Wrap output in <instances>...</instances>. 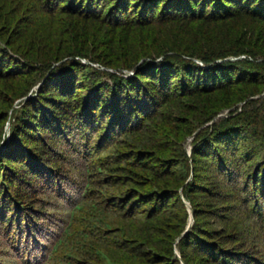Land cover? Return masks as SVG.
Wrapping results in <instances>:
<instances>
[{"label":"trees","instance_id":"16d2710c","mask_svg":"<svg viewBox=\"0 0 264 264\" xmlns=\"http://www.w3.org/2000/svg\"><path fill=\"white\" fill-rule=\"evenodd\" d=\"M263 94L264 0H0V264H264Z\"/></svg>","mask_w":264,"mask_h":264},{"label":"rangeland","instance_id":"374dc122","mask_svg":"<svg viewBox=\"0 0 264 264\" xmlns=\"http://www.w3.org/2000/svg\"><path fill=\"white\" fill-rule=\"evenodd\" d=\"M173 30H175V32L174 33H172L173 32ZM176 30H177V28L175 27L174 29L173 28H171V29H168V28H165V27H161V28H158V31H162V35L163 36H165L166 37V39L167 38H173L174 36L176 37V38H178V33H176ZM179 31H181V30H179ZM184 32V34L183 35H186V32L185 31H183ZM175 38V39H176ZM240 57H245V55H241ZM229 59H234L233 57H230ZM82 61H84L85 63H89L86 59H81ZM93 65V64H92ZM93 66H95V65H93ZM131 73L130 72H127V75H130ZM40 86L38 85L37 86V88H39ZM35 88V89H34ZM36 87H33V89L34 90H36L37 89ZM32 89V88H31ZM33 93L32 92H29L25 97L26 98H28V97H30V95H32ZM263 96H264V94H263ZM25 97H23V99L25 98ZM25 98V99H26ZM232 109H226L225 111H223L222 113L223 114H219L218 116L219 117H222V118H224V116H227V115H225L226 113L228 114L230 111H231ZM218 116H216L215 118H214V120L215 119H217V118H219ZM214 121L212 120V121H209L207 124H212ZM8 126V125H7ZM199 131H201L200 129L198 130H196V132H194V134H192L191 136H189L188 138H186V140H185V142H184V148H185V151L187 152V154L189 155V156H191V152H192V150H193V148H194V146H195V143H194V140H195V136L198 134V132ZM7 132H8V129H7ZM1 147V146H0ZM193 172V166H191V173ZM227 192H229V190H227V189H225ZM229 193H231V192H229ZM237 195H239V194H237ZM182 198H183V200L185 201V204H186V206L188 207V211L190 212V220L192 221V222H190L191 224H190V226L192 225V223H193V214L191 215V211H190V208H189V206H191V204H190V202H188V200L187 199H185V197L184 196H182ZM190 226H189V228H190ZM184 235V234H183ZM182 235V236H183ZM252 240H254V239H252ZM178 253V257H180V254H179V252L177 251L176 252V254Z\"/></svg>","mask_w":264,"mask_h":264},{"label":"water","instance_id":"95a60500","mask_svg":"<svg viewBox=\"0 0 264 264\" xmlns=\"http://www.w3.org/2000/svg\"><path fill=\"white\" fill-rule=\"evenodd\" d=\"M189 208H190V211H191V215L193 214V210H192V207L191 206H189ZM190 222H192L191 220H190ZM189 222V224H188V226H187V229L185 230V232H187V230H188V228H189V226H190V223ZM185 232H184V234H185ZM177 255H178V253H177ZM179 256V255H178Z\"/></svg>","mask_w":264,"mask_h":264}]
</instances>
